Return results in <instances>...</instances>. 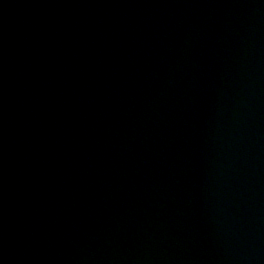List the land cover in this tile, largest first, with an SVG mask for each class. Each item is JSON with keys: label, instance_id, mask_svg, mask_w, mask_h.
<instances>
[{"label": "water", "instance_id": "water-1", "mask_svg": "<svg viewBox=\"0 0 264 264\" xmlns=\"http://www.w3.org/2000/svg\"><path fill=\"white\" fill-rule=\"evenodd\" d=\"M247 189L253 264H264V0H240Z\"/></svg>", "mask_w": 264, "mask_h": 264}]
</instances>
